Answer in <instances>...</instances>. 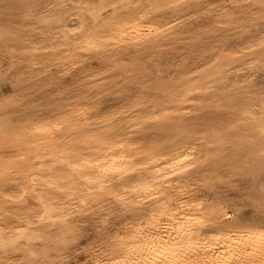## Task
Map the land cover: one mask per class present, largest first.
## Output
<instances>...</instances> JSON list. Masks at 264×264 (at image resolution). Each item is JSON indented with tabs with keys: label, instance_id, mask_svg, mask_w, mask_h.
Masks as SVG:
<instances>
[{
	"label": "bare ground",
	"instance_id": "bare-ground-1",
	"mask_svg": "<svg viewBox=\"0 0 264 264\" xmlns=\"http://www.w3.org/2000/svg\"><path fill=\"white\" fill-rule=\"evenodd\" d=\"M262 41L264 0H0V264H264Z\"/></svg>",
	"mask_w": 264,
	"mask_h": 264
},
{
	"label": "snow or ice",
	"instance_id": "snow-or-ice-1",
	"mask_svg": "<svg viewBox=\"0 0 264 264\" xmlns=\"http://www.w3.org/2000/svg\"><path fill=\"white\" fill-rule=\"evenodd\" d=\"M259 46L261 49H264V41H262ZM185 102L190 101L185 100ZM55 131H59V129H55ZM189 148H192L191 144L189 145ZM153 163H159V161H153ZM67 166L72 170L71 179L73 181V185H79L80 187H89L95 190L94 186L99 183L100 178H107L106 169L99 167L98 161L95 164H90L87 160H84L83 163H81L80 160L77 159L75 163L67 162ZM143 167L147 168L148 165H143ZM198 167L199 165L191 160V157L188 155V153L183 152L176 157L175 164H168L165 166V169H159L158 172L160 173L162 179L167 180L169 181V184H172L178 183L180 177L194 173L198 169ZM81 168L83 170H78ZM136 171L137 169L135 167L131 169L132 173H135ZM131 178L135 179V176L133 175ZM81 181H83V183H81ZM156 184L158 185L159 181H156ZM140 192L141 201L145 205L144 209H133L128 207L129 202L126 201L123 197H117V203L122 205L124 211L143 210L147 212L151 210L148 207L147 202L153 201L154 205H159L162 202L161 197L164 195V189H158L154 193L151 187L148 185H145L140 190ZM169 195H171V192H169ZM163 202L167 203V198H165ZM78 203L80 205H84V207L81 208V212L83 215L90 217L89 223H92L96 226H99L102 222L111 223L113 212L119 214L120 211L115 207L110 209H105L103 206H101L100 208H96L93 206L94 202L90 197L81 196ZM93 212L96 213L95 220L91 219V213ZM141 223H143V221H141ZM130 235L132 238H135L138 233L133 231Z\"/></svg>",
	"mask_w": 264,
	"mask_h": 264
}]
</instances>
